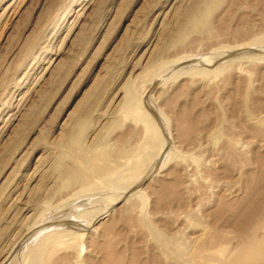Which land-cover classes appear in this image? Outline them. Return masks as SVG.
Here are the masks:
<instances>
[{"label": "rangeland", "instance_id": "374dc122", "mask_svg": "<svg viewBox=\"0 0 264 264\" xmlns=\"http://www.w3.org/2000/svg\"><path fill=\"white\" fill-rule=\"evenodd\" d=\"M207 2L0 0V264H220L264 241V0ZM73 131L112 169L65 184Z\"/></svg>", "mask_w": 264, "mask_h": 264}, {"label": "bare ground", "instance_id": "6f19581e", "mask_svg": "<svg viewBox=\"0 0 264 264\" xmlns=\"http://www.w3.org/2000/svg\"><path fill=\"white\" fill-rule=\"evenodd\" d=\"M214 2H215V0H209V2L206 3L205 9H203V12H204L203 17L205 18V20H206V16L208 15V12L210 11V7ZM198 17L199 16H197V15L189 13V15L186 18L187 22H188L187 27L189 29H198L201 26L207 25L205 20H202L201 18L199 19ZM184 27H182L181 29H184ZM184 30H186V29H184ZM184 32H186V31H184ZM177 36H179V35H177ZM83 121H86V118L84 116H83L82 122ZM81 137H82L81 134L79 132H76V131L70 132L66 137L67 143L75 146V148L79 149L80 152H79V155H77L75 157L77 170L74 169L75 171H73L72 173H70L66 177L67 180L64 182L65 184L69 183L71 180H78V181L85 180L84 175H83L84 172H85V174L88 173V174H92V175H99L101 173L106 172L108 169H110L104 163L103 159L96 158L95 152H92V155L89 157H86L84 155V153L87 149L85 150V148H81ZM101 146H103V145H101ZM88 151H90V150H88ZM87 182H88V180H87ZM85 184H84V186H85ZM167 242L169 243L171 241L168 240ZM163 247H164V245H163ZM245 247H246L245 251L242 254H240L238 257H236L232 260H229V261L221 260V261H219V263L220 264H264V241L258 242V243L256 242L255 244L250 245L248 247L245 245ZM173 248L176 252H180L182 250L183 246L181 244H174L172 246V250H173ZM76 254H77L76 255L77 257H75L74 264H79L80 263L79 261H81L82 259H79L80 254H78V253H76ZM177 257H178V254H177ZM112 262L106 261L105 264H117V263H112ZM27 264H28V262H27Z\"/></svg>", "mask_w": 264, "mask_h": 264}]
</instances>
